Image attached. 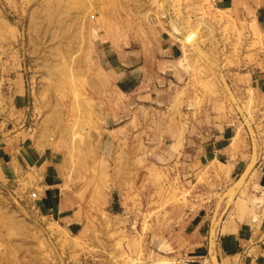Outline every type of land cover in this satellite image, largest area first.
<instances>
[{"label": "rangeland", "instance_id": "obj_1", "mask_svg": "<svg viewBox=\"0 0 264 264\" xmlns=\"http://www.w3.org/2000/svg\"><path fill=\"white\" fill-rule=\"evenodd\" d=\"M263 57L252 11L218 0H0V264H210L203 232L218 224L201 218L220 193L182 153L223 125L264 137L249 78ZM26 141L48 165H12ZM46 171L62 175L53 197Z\"/></svg>", "mask_w": 264, "mask_h": 264}, {"label": "crops", "instance_id": "obj_2", "mask_svg": "<svg viewBox=\"0 0 264 264\" xmlns=\"http://www.w3.org/2000/svg\"><path fill=\"white\" fill-rule=\"evenodd\" d=\"M218 1L229 7L240 5L242 9L251 10L253 20L259 28L264 30V2L260 3L259 0ZM162 48L169 55L166 61H169L170 65L181 52V45L172 39L165 40ZM261 64L263 65L262 70L255 73L249 72L250 84L259 97L258 103L261 105L262 112L261 121L258 119L254 123L253 128L256 130L260 126L264 128V57ZM125 70L123 83L126 86L131 87L135 83L142 85L145 80V67L138 64ZM236 133L234 126L223 125L214 138L206 143L203 151L192 155L182 153L183 157L194 158L203 164L201 170L189 172L192 175L204 173L206 167L209 166V177L203 184L204 191L211 194L215 188H218L220 193L219 199H214L204 205L206 210L201 218L202 224L218 225L214 236H212L211 227H206V232H203L205 238L208 239V244L202 249V255L210 264H264V137L257 133L256 141L252 136L240 141V139L236 140ZM190 140L196 144L203 142H196L194 137H187L184 141L185 145L189 144ZM16 152L11 162L13 166L16 165L20 169L24 165H48V160L36 150L33 142L26 141L17 144ZM59 176L62 175L56 171L44 173L45 194L53 197L54 192H61L60 187L59 189L56 187L59 186ZM68 202V199L59 202L58 208H68ZM110 207L117 209L119 203L112 200ZM68 222L78 223L79 220L74 219L73 221L71 217ZM212 240L215 242L214 246L211 244ZM167 257L173 261L170 264H201L203 261L190 254L182 256L176 252ZM142 264H158V261L156 259L148 261L145 257Z\"/></svg>", "mask_w": 264, "mask_h": 264}]
</instances>
